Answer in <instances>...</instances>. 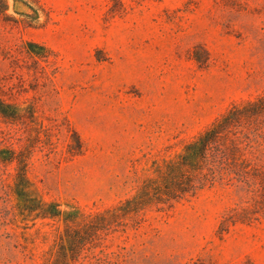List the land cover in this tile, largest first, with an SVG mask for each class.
<instances>
[{
	"label": "rangeland",
	"instance_id": "374dc122",
	"mask_svg": "<svg viewBox=\"0 0 264 264\" xmlns=\"http://www.w3.org/2000/svg\"><path fill=\"white\" fill-rule=\"evenodd\" d=\"M263 89L264 0H5L0 264H264V213L220 230L248 204L241 189L170 206L150 192L157 165ZM10 149L28 156L31 194L72 214L68 231L21 215Z\"/></svg>",
	"mask_w": 264,
	"mask_h": 264
},
{
	"label": "trees",
	"instance_id": "16d2710c",
	"mask_svg": "<svg viewBox=\"0 0 264 264\" xmlns=\"http://www.w3.org/2000/svg\"><path fill=\"white\" fill-rule=\"evenodd\" d=\"M4 9L5 0H0V13L4 14ZM13 114L0 108V115L4 118ZM72 133L75 146L80 149V140L75 132ZM258 138L264 139V89L253 99L231 103L221 115L186 142L180 152L157 165L155 171L160 175L161 183L150 187L154 200L170 206L172 202L193 195L204 187H235L239 195L241 189L244 197L240 198H245L248 204L240 211H230L222 220L220 230H225L222 226L229 222L256 220L258 214L264 213V160L253 145ZM8 152V157H2V161L16 164L13 193L21 215L31 219H62L64 229L68 231V217L72 214L60 209L58 203L45 202L31 194L25 175L28 156L22 151L17 153L10 149ZM247 171L252 173L249 175ZM141 190L146 195L149 185H144ZM255 194L257 199L253 201ZM66 231L58 234L60 240Z\"/></svg>",
	"mask_w": 264,
	"mask_h": 264
}]
</instances>
